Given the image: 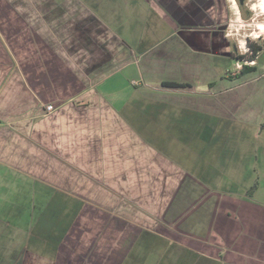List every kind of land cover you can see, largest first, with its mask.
Returning <instances> with one entry per match:
<instances>
[{"label":"crops","instance_id":"1","mask_svg":"<svg viewBox=\"0 0 264 264\" xmlns=\"http://www.w3.org/2000/svg\"><path fill=\"white\" fill-rule=\"evenodd\" d=\"M236 2L0 0L1 264H133L161 238L250 264L253 202L224 208L203 148L209 115L236 119L209 98L263 76L217 70Z\"/></svg>","mask_w":264,"mask_h":264},{"label":"rangeland","instance_id":"2","mask_svg":"<svg viewBox=\"0 0 264 264\" xmlns=\"http://www.w3.org/2000/svg\"><path fill=\"white\" fill-rule=\"evenodd\" d=\"M245 2L249 6L253 5L255 10L245 6L249 19H245L239 14L233 15L230 31L240 39L237 42L239 51L250 53L251 42L264 45V31H262L264 28V7L260 6L264 4V0H245ZM241 42L244 44V50L240 47ZM215 60L220 74L235 70V60L231 57ZM260 61L264 62V53ZM241 65H243L242 61ZM261 69L262 67L259 68V72ZM261 77L259 81L256 80L243 85V87L230 89V92L235 94L234 98L239 97L240 99L238 106L229 107L226 100L222 101V98H209L207 102L209 106L215 104L221 108L223 113L230 111L231 117L236 118L221 119L218 117L214 121L215 116L209 115L208 128L205 130V142H203V144L205 143L203 148H206L207 152L204 161L207 169L205 179L208 184H214L212 186L215 187L216 192L227 197L224 203L226 210L230 208L229 206L244 208L247 203L251 204L252 191L254 190H256L255 198L264 201V126H262L264 124V71ZM257 86L263 87L257 88ZM258 89L260 90L258 91ZM178 109L175 111L181 115V109ZM258 122L262 124H258ZM178 131L177 128L173 129L174 134ZM192 131H197L196 127H192ZM196 143L200 144L197 139L192 138L191 146L195 147ZM232 215H239L234 229L241 234L248 221L246 218L248 213H232ZM0 228H2L1 225ZM36 228L40 229V222ZM239 238L238 241H240ZM156 241V239L153 240L154 243ZM167 244L166 240L161 238L155 245L157 249L140 251V255L134 256L133 264H232L226 260V257L231 258L232 256L227 251L222 252L223 257L218 259L219 262H211L204 260L199 253L189 248L186 250L175 245L168 250ZM248 260L244 258L243 262L249 263ZM2 262L3 260H0V264Z\"/></svg>","mask_w":264,"mask_h":264},{"label":"flooded vegetation","instance_id":"3","mask_svg":"<svg viewBox=\"0 0 264 264\" xmlns=\"http://www.w3.org/2000/svg\"><path fill=\"white\" fill-rule=\"evenodd\" d=\"M230 2L233 6H235V8L237 7L236 0H230ZM249 8L253 10L254 6L250 5ZM226 24L230 26L231 22ZM238 41H240V39H238L237 42ZM237 42L235 41L233 43L234 50L231 54L232 59L235 60V70L226 72V76L232 80L240 79L241 77L250 73L259 72V68L264 66V62L260 61V58L264 53V45L262 44L257 45L256 43L251 42V44L249 45L250 53H246V52L241 53L239 51L240 49ZM241 61L243 62V65H241ZM247 66L250 67V70L241 75V73ZM262 126H264V124ZM255 192L256 190L252 191V196H251L255 212L251 213L252 223L249 233L250 234L249 253L251 258L250 264H264V213L260 212V209L264 208V201L257 200L254 196ZM241 241L246 243L247 242L246 237L245 236L242 237ZM241 250H243L242 247L240 249V252Z\"/></svg>","mask_w":264,"mask_h":264},{"label":"trees","instance_id":"4","mask_svg":"<svg viewBox=\"0 0 264 264\" xmlns=\"http://www.w3.org/2000/svg\"><path fill=\"white\" fill-rule=\"evenodd\" d=\"M257 50V49H256ZM250 70V67H245V69L243 70V72L241 73L244 74L246 72H248ZM164 86L166 87H174V88H178V87H183V86H188V84H185V83H179V82H164L163 83Z\"/></svg>","mask_w":264,"mask_h":264},{"label":"built area","instance_id":"5","mask_svg":"<svg viewBox=\"0 0 264 264\" xmlns=\"http://www.w3.org/2000/svg\"><path fill=\"white\" fill-rule=\"evenodd\" d=\"M54 109H55L54 106L51 105V104L46 106V111H47L48 113L54 111Z\"/></svg>","mask_w":264,"mask_h":264},{"label":"clouds","instance_id":"6","mask_svg":"<svg viewBox=\"0 0 264 264\" xmlns=\"http://www.w3.org/2000/svg\"><path fill=\"white\" fill-rule=\"evenodd\" d=\"M260 6L261 7H264V4H261ZM262 31H264V28H262ZM254 38H255V34H254ZM240 47H241L242 50H244V44H243V42H241Z\"/></svg>","mask_w":264,"mask_h":264}]
</instances>
